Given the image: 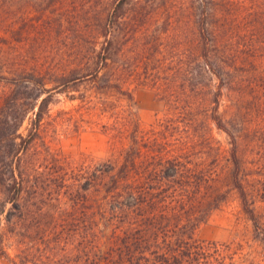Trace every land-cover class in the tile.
Returning <instances> with one entry per match:
<instances>
[{
	"label": "rangeland",
	"instance_id": "374dc122",
	"mask_svg": "<svg viewBox=\"0 0 264 264\" xmlns=\"http://www.w3.org/2000/svg\"><path fill=\"white\" fill-rule=\"evenodd\" d=\"M216 39L236 49L248 74L259 72L250 63L255 58L258 70L264 69V0H0V105L12 107L19 99L21 108L28 109L20 131L28 136L42 99L48 98L24 160L32 181L41 178L46 223L54 210L58 221L68 219L59 238L64 244L78 201H96L93 190L104 185L103 175L93 174L97 165L108 158L120 162L138 150L142 168L147 148L160 147L156 137L165 155L171 151L170 143L164 144L169 140L185 146V101L191 83L201 86L204 46ZM217 82L199 96L213 100ZM228 93L218 94V111L233 128L237 107ZM258 97L254 88L235 94L242 105L235 121L251 124L257 131L250 134L261 139L264 103L259 110ZM204 123L216 149L219 188L227 196L200 224L196 237L222 243L228 264H264V204L259 202L255 224L232 186L228 135L199 115L196 148L183 159L190 155L201 161L210 152L201 145ZM173 125L179 128L174 131ZM78 188L81 195L71 197ZM1 233L0 264H14L12 259L33 237L39 243L35 232L22 234L20 226L6 221ZM63 243L50 251L61 260L67 259Z\"/></svg>",
	"mask_w": 264,
	"mask_h": 264
},
{
	"label": "trees",
	"instance_id": "16d2710c",
	"mask_svg": "<svg viewBox=\"0 0 264 264\" xmlns=\"http://www.w3.org/2000/svg\"><path fill=\"white\" fill-rule=\"evenodd\" d=\"M204 50L200 65L203 81L200 87L191 83L183 111L189 117L185 126L189 137L185 146L181 147L179 139L169 140L164 144L170 143L171 151L165 155L161 149L162 141L156 137L154 144L157 142L160 147L147 148L142 168L138 150L127 154L120 162L108 158L100 167L97 165L93 174L95 178L102 174L104 185L101 189L94 188L96 201L90 204L83 203L82 199L78 201L72 234L65 244L59 238L67 229L68 219L58 221L55 213L58 210H54L52 221L46 223L43 214L47 210L39 199L41 178L37 176L32 181L33 175L24 160V153L37 134L48 98L42 99L33 122L35 125L31 126L28 136L20 131L28 109L21 108L19 99H15L12 107L0 105V235L6 221L7 225L20 226L22 234L35 232L39 240L35 243V238L30 236L33 238L27 241V246L12 259V263L228 264L227 255L221 254L222 243L196 237L200 224L224 202L227 194L219 188L218 158L207 123L200 130L199 139L202 147H208L210 152L201 157V161L190 156L198 142L195 143L194 127L199 115H205L206 120L228 135L232 186L240 196L242 209L256 224L259 219L257 209L262 207L260 203L264 204V138L251 135L257 131L251 124L235 121L238 115L242 116V105L235 94L243 95L247 88H254L259 93L257 106L261 110L264 69L258 70L259 62L255 58L250 63L259 72L248 74V65L238 59L236 49L228 42L212 40ZM252 55L257 53L253 50ZM256 75L258 77H250ZM95 76H99L98 71ZM213 80L218 81L214 85L217 87L214 99L199 96L204 89L213 87ZM225 90L229 91L231 103L237 107L235 117L231 118L235 123L233 128L218 111L219 98ZM213 103L215 105L210 107ZM259 117L264 120V115ZM177 128V125L172 126L174 131ZM184 153L191 154L183 159ZM153 163L155 165L151 166ZM83 188L88 189V186ZM80 191L82 189L78 188L71 197L80 196ZM94 191L99 193L98 197ZM61 243L67 256L65 260L50 254Z\"/></svg>",
	"mask_w": 264,
	"mask_h": 264
}]
</instances>
